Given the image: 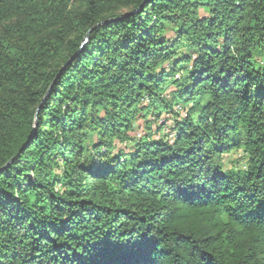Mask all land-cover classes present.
Here are the masks:
<instances>
[{"label": "trees", "instance_id": "obj_1", "mask_svg": "<svg viewBox=\"0 0 264 264\" xmlns=\"http://www.w3.org/2000/svg\"><path fill=\"white\" fill-rule=\"evenodd\" d=\"M0 264H264V0H0Z\"/></svg>", "mask_w": 264, "mask_h": 264}, {"label": "rangeland", "instance_id": "obj_2", "mask_svg": "<svg viewBox=\"0 0 264 264\" xmlns=\"http://www.w3.org/2000/svg\"><path fill=\"white\" fill-rule=\"evenodd\" d=\"M167 34L169 36H172L174 33H173V31L169 30ZM175 109L180 111L181 107L180 106H176ZM171 118H172L171 114H167V113H164L161 116L160 122L157 123V124L159 125V124L165 122L166 123V129H164L163 132H161V133H156L155 137L166 136V134L170 133L169 126L172 123V119ZM143 124H144V120L143 119H139L138 121H136L134 123L133 133L136 134L137 137H141L144 134V132H145L144 128H143ZM153 129H154V132H155L156 129H157V125H155L153 127ZM168 138H170V135H168ZM224 160H225L224 161L225 167H227V168L234 167L236 164H240V163H242L244 161L243 152H242L241 149H234L232 152H230V154L224 155Z\"/></svg>", "mask_w": 264, "mask_h": 264}, {"label": "water", "instance_id": "obj_3", "mask_svg": "<svg viewBox=\"0 0 264 264\" xmlns=\"http://www.w3.org/2000/svg\"><path fill=\"white\" fill-rule=\"evenodd\" d=\"M144 6V4L141 6V8ZM133 13H135V11H133V12H131V13H127V14H124V16H122L121 18H123V17H125V16H129L130 14H133ZM89 33H90V31L87 33V35H86V38L84 39V42H83V45L88 41V39H89ZM72 60V59H71ZM70 60V61H71ZM61 74V73H60ZM56 84V80L52 83V85L50 86V88H49V90H48V93H49V91L54 87V85ZM10 163V162H9Z\"/></svg>", "mask_w": 264, "mask_h": 264}, {"label": "built area", "instance_id": "obj_4", "mask_svg": "<svg viewBox=\"0 0 264 264\" xmlns=\"http://www.w3.org/2000/svg\"><path fill=\"white\" fill-rule=\"evenodd\" d=\"M173 138H174V134L171 133V134H170V139L172 140Z\"/></svg>", "mask_w": 264, "mask_h": 264}]
</instances>
